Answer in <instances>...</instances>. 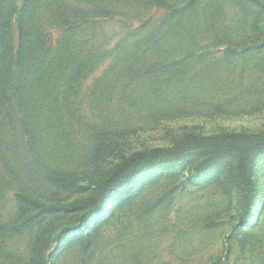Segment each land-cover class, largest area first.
Returning <instances> with one entry per match:
<instances>
[{
  "label": "trees",
  "instance_id": "16d2710c",
  "mask_svg": "<svg viewBox=\"0 0 264 264\" xmlns=\"http://www.w3.org/2000/svg\"><path fill=\"white\" fill-rule=\"evenodd\" d=\"M234 1L245 11L244 15L237 13L235 22L244 28L243 33L211 34L209 44H224L226 49L223 55L208 59L201 52L204 42L199 27L205 18L199 12L200 0H52L51 4L50 0H0V160L6 173L19 181L23 173L35 174L45 164L47 178L57 190L52 194L25 189L16 193L17 232L35 228L48 217L83 211L85 202L98 195L105 204L143 170L198 149L203 157L187 180L205 185L208 183L201 179L218 172L213 183L226 193L236 190L240 194L236 224L256 225L252 223L259 191L255 170L257 159L264 154V131L208 135L190 130L177 137L174 148L136 150L108 167L100 160L104 155L101 144L95 147L97 160L88 157V169L77 170L55 171L46 165L64 156L58 143L68 134L65 128L52 134L56 143L42 145L48 134L42 124L62 116L64 107H74L73 96L84 79L108 58L111 63L93 89L92 101L98 109L114 98L105 88L110 89L114 74H120L127 77L116 80L130 106L144 111L155 123L167 117L236 116L261 110L263 105L255 106L264 101V0ZM154 7L166 12L160 21L132 26L112 47L94 46L92 34L86 32L99 17H119L121 23L125 19L140 21ZM38 15L59 26L56 47L52 48L51 32L37 21ZM247 26H252V32ZM104 81L109 84L102 86ZM223 83L225 88H220ZM19 128L20 134H16ZM11 131L13 139L6 137ZM17 139H23L24 147ZM22 148L27 158L22 159ZM84 177L94 186L92 197L68 201L59 195L63 189H74L76 180ZM100 210L99 206L93 213ZM83 224L88 226L85 220ZM100 228L83 237L85 249L97 252L103 242ZM34 236L25 264H47L43 248L50 234L36 232Z\"/></svg>",
  "mask_w": 264,
  "mask_h": 264
},
{
  "label": "rangeland",
  "instance_id": "374dc122",
  "mask_svg": "<svg viewBox=\"0 0 264 264\" xmlns=\"http://www.w3.org/2000/svg\"><path fill=\"white\" fill-rule=\"evenodd\" d=\"M200 4L199 12L205 18L199 27L204 42L201 52L214 59L223 55L226 45L209 44V37L225 31H232L234 36L242 34L244 28L235 22L237 13L244 15L245 11L234 0H200ZM165 13L164 8L154 7L146 10L140 21L125 19L122 23L119 17H99L86 32L92 34L94 46L112 47L132 26L140 23L152 26ZM36 18L46 24L52 48L56 47L61 33L59 26L48 23L43 15ZM248 27L252 32V26ZM110 63L108 58L84 79L73 96L74 107H64L62 116L55 115L53 122L41 123L48 132L42 145L56 143L52 134L62 128L68 132L58 143L64 148V156L46 162L53 170L88 169V157L97 160L95 147L101 144L104 155L100 160L108 167L122 155L136 150L174 148L177 137L190 130L208 135L222 131H264V101L255 106L263 105L261 110L248 114L167 117L155 123L144 111L130 106L128 95L121 93L122 84L116 80L127 77L120 74H114L110 89L105 88L114 98L98 109L92 101L93 89ZM108 84L104 81L102 86ZM220 88H225V83ZM19 131L20 128L16 134ZM13 134L11 131L6 137L13 139ZM20 141L24 147L23 139L16 140ZM21 152L24 159V148ZM202 157L203 152L198 149L183 158L159 162L119 187L105 204L101 203L102 195L93 196L85 202L84 212L48 217L35 228L19 232L14 227L19 216L16 193L25 189L52 194L57 190L47 178L45 164L38 166L35 174L25 170L27 173L19 181L6 173L0 160V264H25L36 232L50 234L43 248L47 264H264V154L257 159L255 170L259 191L252 213L254 227L236 224L242 205L240 194L236 190L226 193L215 185L213 178L218 172L203 177L202 183H208L205 185L187 180ZM76 181L74 189H63L59 195L68 201L92 197L94 186L85 177ZM99 206L100 212L93 213ZM100 225L103 242L97 252L85 249L83 237Z\"/></svg>",
  "mask_w": 264,
  "mask_h": 264
}]
</instances>
